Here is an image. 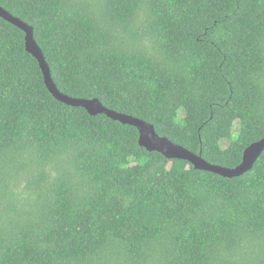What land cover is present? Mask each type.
<instances>
[{
    "label": "trees",
    "instance_id": "16d2710c",
    "mask_svg": "<svg viewBox=\"0 0 264 264\" xmlns=\"http://www.w3.org/2000/svg\"><path fill=\"white\" fill-rule=\"evenodd\" d=\"M0 5L63 94L229 168L264 137V0ZM25 39L0 16V264H264V151L233 178L150 151Z\"/></svg>",
    "mask_w": 264,
    "mask_h": 264
},
{
    "label": "water",
    "instance_id": "95a60500",
    "mask_svg": "<svg viewBox=\"0 0 264 264\" xmlns=\"http://www.w3.org/2000/svg\"><path fill=\"white\" fill-rule=\"evenodd\" d=\"M0 16L15 24L26 33V48L35 56L43 70L45 82L54 96L69 105L84 107L91 115L106 114L107 116L119 120L124 124L136 126L140 131L139 142L141 146L150 151H159L169 159H184L195 166L196 169L215 172L224 177L233 178L239 176L253 168L258 157L264 151V137L249 145L243 154L242 162L236 167H226L208 162L201 154H197L182 145L170 141L167 137L157 134L153 124L130 114L119 113L105 106L99 98H77L60 92L51 77L50 67L45 60L42 49L33 38V28L19 17L0 5Z\"/></svg>",
    "mask_w": 264,
    "mask_h": 264
},
{
    "label": "clouds",
    "instance_id": "9594fccd",
    "mask_svg": "<svg viewBox=\"0 0 264 264\" xmlns=\"http://www.w3.org/2000/svg\"><path fill=\"white\" fill-rule=\"evenodd\" d=\"M25 44H26V39H25ZM26 50H27V48H26ZM27 52H29L28 50H27ZM30 53V52H29ZM31 54V53H30ZM35 57V56H34ZM36 58V57H35ZM38 60V59H37ZM92 99V98H91ZM110 109H112V108H110ZM112 110H114V109H112ZM115 111H117V110H115ZM117 112H119V113H124V114H127V113H125V112H120V111H117ZM130 115H132V114H130ZM134 116V115H133ZM136 117V116H135ZM119 121V120H118ZM121 122V121H120ZM122 124H124L123 122H121ZM149 123V122H148ZM151 124V123H150ZM129 125H131V124H129ZM136 127V126H135ZM137 128V127H136ZM138 129V128H137ZM139 130V129H138ZM158 134V133H157ZM159 135V134H158ZM159 136H161V135H159ZM161 137H165V136H161ZM169 139V138H168ZM170 140V139H169ZM261 140V139H260ZM171 141V140H170ZM173 142V141H172ZM257 142V141H256ZM175 143V142H174ZM201 154V153H200ZM193 165V164H192Z\"/></svg>",
    "mask_w": 264,
    "mask_h": 264
},
{
    "label": "rangeland",
    "instance_id": "374dc122",
    "mask_svg": "<svg viewBox=\"0 0 264 264\" xmlns=\"http://www.w3.org/2000/svg\"><path fill=\"white\" fill-rule=\"evenodd\" d=\"M228 143V141H225L224 144Z\"/></svg>",
    "mask_w": 264,
    "mask_h": 264
}]
</instances>
